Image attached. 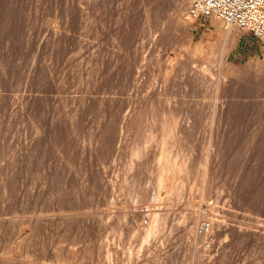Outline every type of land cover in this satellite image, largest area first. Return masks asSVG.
<instances>
[{
	"label": "rangeland",
	"instance_id": "obj_1",
	"mask_svg": "<svg viewBox=\"0 0 264 264\" xmlns=\"http://www.w3.org/2000/svg\"><path fill=\"white\" fill-rule=\"evenodd\" d=\"M190 2L0 0V264H264V37Z\"/></svg>",
	"mask_w": 264,
	"mask_h": 264
},
{
	"label": "built area",
	"instance_id": "obj_2",
	"mask_svg": "<svg viewBox=\"0 0 264 264\" xmlns=\"http://www.w3.org/2000/svg\"><path fill=\"white\" fill-rule=\"evenodd\" d=\"M188 14L197 20H219L249 35L264 36V0H191Z\"/></svg>",
	"mask_w": 264,
	"mask_h": 264
},
{
	"label": "bare ground",
	"instance_id": "obj_3",
	"mask_svg": "<svg viewBox=\"0 0 264 264\" xmlns=\"http://www.w3.org/2000/svg\"><path fill=\"white\" fill-rule=\"evenodd\" d=\"M186 1H189V0H172V2H173V4H175V7H174V13L176 14V16H179L178 17V20H180L181 19V17L183 16V14L185 13V9H183V7L185 6V4H186ZM191 1V0H190ZM186 7V6H185ZM187 9V8H186ZM186 14V13H185ZM187 14H188V12H187ZM187 16H190L189 14L187 15ZM191 18V17H190ZM186 19H188V18H186ZM214 20V19H213ZM186 21V20H185ZM217 24H220L221 26H222V24L223 23H221L219 20H214ZM213 21V22H214ZM186 24V23H185ZM51 26V25H50ZM231 27V26H230ZM230 27H229V30H230ZM226 28V27H225ZM221 33V32H220ZM228 35V34H227ZM264 37V36H263ZM195 53V52H194ZM189 63V62H188ZM193 63V62H192ZM229 69V68H228ZM125 106V108L127 107V104L126 105H124ZM127 109V108H126ZM122 113V112H121ZM123 114V113H122ZM171 114V113H170ZM173 115V114H172ZM171 117H174V116H171ZM170 117V118H171ZM123 118H125L124 117V115H123V117H122V119ZM172 120L173 119H175V117L174 118H171ZM175 121V120H174ZM123 123V122H122ZM170 121H169V125H170ZM178 123V122H177ZM167 124V123H166ZM175 124V123H174ZM172 125H173V122H172ZM177 125V124H176ZM168 126V125H167ZM120 127V126H119ZM175 127H177V126H175ZM166 128V127H165ZM170 128H171V125H170ZM169 129V128H168ZM176 129V128H175ZM174 129V130H175ZM117 130V129H116ZM168 131V130H167ZM172 131V130H171ZM165 129H164V133H163V135L165 134ZM173 132H175V131H173ZM172 134H174V133H172ZM171 134V135H172ZM166 135H168V134H166ZM170 135V136H171ZM175 135V134H174ZM177 136V135H176ZM121 139V138H120ZM177 140H178V137H177ZM122 141V140H121ZM165 141V140H164ZM163 141V142H164ZM120 143H122V142H120ZM165 143V142H164ZM164 143H163V145H164ZM175 143V142H174ZM178 143V142H177ZM168 144V143H167ZM165 145H166V143H165ZM165 145H164V148H165ZM169 145V144H168ZM121 147V146H120ZM163 147V146H162ZM174 147V146H173ZM173 147H170L169 149H171V148H173ZM161 148V147H160ZM167 148V147H166ZM119 149V148H118ZM175 149V148H174ZM164 150V149H163ZM177 151V150H176ZM158 152V151H157ZM160 152V151H159ZM181 152V151H180ZM164 153L166 154V152L164 151ZM170 155L171 154H173V152H168ZM177 153V152H176ZM178 154H180V153H178ZM177 154V155H178ZM182 154V153H181ZM157 155V154H156ZM164 155V154H163ZM168 155V154H167ZM162 157V156H161ZM168 157H170L169 155H168ZM166 158V157H165ZM171 158H173V157H171ZM175 158H177V157H175ZM174 158V159H175ZM155 159H156V157H155ZM158 159V158H157ZM183 159V158H182ZM159 160H161V159H159ZM164 160V159H163ZM166 160V159H165ZM173 160V159H172ZM171 160V161H172ZM177 160L179 161V162H172L171 164H174L175 165V167H179L180 168V166H182L180 163L181 162H183L182 160H179L178 158H177ZM184 160V159H183ZM171 161H169L168 159H167V163H169V162H171ZM181 161V162H180ZM187 161L185 160V163H186ZM184 163V164H185ZM159 165H160V170H162L161 172H160V176H159V178H156V179H159V181H158V183H159V187L161 188V190H162V188L163 187H167L166 185L168 184V179H169V177H171V176H169L168 177V174H166L164 171H166L167 170V165L165 164V163H158ZM170 164V163H169ZM173 165V166H174ZM170 166V165H169ZM173 166H170V167H173ZM177 167V168H178ZM185 167V166H184ZM174 168V167H173ZM186 169H187V164H186V167H185ZM169 169V168H168ZM183 169V168H182ZM159 170V169H158ZM169 170H171V168L169 169ZM175 170V169H174ZM185 170V169H184ZM172 171V170H171ZM179 171V170H178ZM177 171V172H178ZM158 172V171H157ZM176 172V173H177ZM182 172V171H181ZM172 172H170V174H171ZM180 173V172H179ZM173 175H176V174H174L173 173ZM173 177H171V179H172ZM172 181H170V183H171ZM155 184V186H157V184H156V182L154 183ZM159 188V189H160ZM168 188H170V187H168ZM164 189V188H163ZM155 192H157V191H155ZM160 193V192H159ZM156 195V194H155ZM157 197H158V195H157ZM158 199V198H157ZM190 203V202H189ZM168 204V203H167ZM223 207V206H222ZM216 208V207H215ZM63 214V213H62ZM153 214V213H152ZM155 214V213H154ZM153 214V215H154ZM158 213H156V215H157ZM197 214V213H196ZM195 214V215H196ZM71 215H73V214H71ZM76 215V214H75ZM89 215V214H88ZM93 215V214H92ZM213 215V214H212ZM54 216V215H53ZM65 216V215H64ZM74 216V215H73ZM87 216V215H86ZM194 216V215H193ZM199 216V215H198ZM201 216H203V215H201ZM217 216V215H216ZM44 217V216H43ZM52 217V216H51ZM58 217V216H57ZM75 217V216H74ZM168 217V216H167ZM255 217H257V216H255ZM203 217H201L200 219H202ZM2 219V218H1ZM4 219V218H3ZM54 219V218H53ZM61 219V218H60ZM64 219V218H63ZM157 219V218H156ZM158 219H159V217H158ZM214 219V218H213ZM212 219V220H213ZM262 219V218H261ZM261 219H259V220H261ZM153 220H155V217H154V219ZM52 221V220H51ZM63 221V220H62ZM3 222V221H2ZM36 222V221H35ZM158 222V221H157ZM196 222V221H195ZM224 222V221H223ZM263 222V221H262ZM38 223V222H37ZM151 223H153V221L151 222ZM155 223V222H154ZM150 224V223H149ZM211 224V223H210ZM209 224V225H210ZM227 224V223H226ZM250 224V223H249ZM256 224V223H255ZM152 225V224H151ZM155 225H156V223H155ZM254 225V224H253ZM252 225V226H253ZM154 226V225H153ZM235 226V225H234ZM150 227H152V226H150ZM157 227V226H156ZM242 227V226H241ZM257 227H259V226H257ZM34 228V227H33ZM148 229V228H147ZM156 229V228H155ZM154 229V230H155ZM258 229V228H257ZM262 229H263V227H262ZM151 229H148V231H150ZM147 231V232H148ZM153 231V230H152ZM32 232V231H31ZM34 232V231H33ZM153 232H155V231H153ZM257 232V231H256ZM262 232V231H261ZM150 233V232H149ZM264 234V233H263ZM147 235V234H146ZM150 235V234H149ZM149 237V236H148ZM145 238H146V236H145ZM19 247V246H18ZM18 249V248H17ZM74 249V248H73ZM74 251V250H73ZM73 253H75V251L73 252ZM73 253H72V255H73ZM18 254H19V252H18ZM18 254H17V256H18ZM8 257H10L9 255H7ZM13 256L14 255H12L11 257L13 258ZM16 256V255H15ZM20 256H21V254H20ZM9 259V258H8ZM21 260V259H20Z\"/></svg>",
	"mask_w": 264,
	"mask_h": 264
}]
</instances>
